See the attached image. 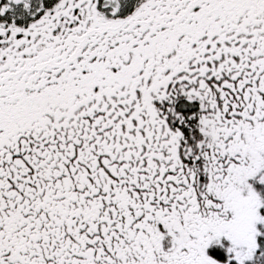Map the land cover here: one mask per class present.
<instances>
[{
    "label": "snow or ice",
    "instance_id": "snow-or-ice-1",
    "mask_svg": "<svg viewBox=\"0 0 264 264\" xmlns=\"http://www.w3.org/2000/svg\"><path fill=\"white\" fill-rule=\"evenodd\" d=\"M0 264H264V0H0Z\"/></svg>",
    "mask_w": 264,
    "mask_h": 264
}]
</instances>
